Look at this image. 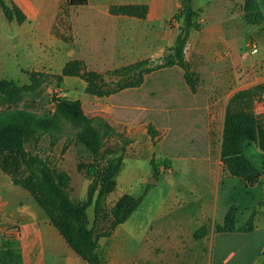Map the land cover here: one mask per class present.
Segmentation results:
<instances>
[{"label":"crops","instance_id":"crops-1","mask_svg":"<svg viewBox=\"0 0 264 264\" xmlns=\"http://www.w3.org/2000/svg\"><path fill=\"white\" fill-rule=\"evenodd\" d=\"M174 1L172 10L165 13L156 3L153 6L147 4L148 15L141 20L109 12L111 6L140 4L137 1L87 0L86 6L76 8L74 12L72 46L66 55L68 61L82 62L87 70L106 74L139 61L168 56L178 35V24L174 23L173 17L179 2ZM198 1L194 0L192 6L198 14L199 29L190 34L184 49L185 60L199 79L195 92L187 85L183 70L172 66L145 74L138 87L102 98L85 94L84 99H74L80 101L86 116L99 117L109 126L120 128L123 137L120 138L121 170L126 160L134 162L145 157L150 162L155 156L171 163L162 174L178 176L174 180L175 186H167L169 199L160 204L153 218L155 227L150 225L143 230L138 226L127 227L130 217L115 228L109 238L116 237L121 231L122 242L135 238L141 243L134 257L126 256L119 245H112L108 264H192L190 256L195 250L201 253L202 264H229L232 259V264L261 262L264 193L261 190L250 201L237 205L228 195L230 192L221 195L224 186H220L223 179L229 177L220 160L225 114H264V71L259 70L255 60L246 59L242 54L244 35L252 32L250 27L253 25L244 21L245 0ZM62 2L65 0L5 2L17 6L25 15V21L21 25L8 22L2 13L5 22L3 27L0 24V39L8 49L0 62L16 55L19 45L26 48L35 44V37L39 39L34 33L36 29L26 27L27 33L23 36L18 33V26L25 22L34 24L39 19L44 20L50 30ZM257 2L264 17V6L260 0ZM153 20L161 22L158 28L151 25ZM166 22H170V26ZM55 41L60 40L47 37L39 52L49 68L60 58L61 64L55 68V74L59 76L68 61L61 59L65 48H57ZM67 78L82 81L62 78L60 88L67 93L74 89V84H67ZM226 82L227 88H222ZM148 126L158 134L154 139L147 132ZM115 142L120 141L117 138ZM129 173L125 172L121 178V174L117 175L115 179L114 191L120 189L119 197L133 192ZM18 187L0 171V264H47L48 254L57 262L62 256L69 255L70 263L79 264L43 211L25 190L29 196ZM245 187L251 192L258 188ZM231 205L237 209V228L254 215L251 232H216V226L223 222ZM203 227L206 235L194 239L195 232Z\"/></svg>","mask_w":264,"mask_h":264},{"label":"trees","instance_id":"trees-1","mask_svg":"<svg viewBox=\"0 0 264 264\" xmlns=\"http://www.w3.org/2000/svg\"><path fill=\"white\" fill-rule=\"evenodd\" d=\"M194 0H178L179 9L173 20L178 24V35L170 49V54L159 59L158 65L153 61L144 60L124 66L120 69L99 74L86 69L82 62L68 61L57 80L59 86L62 78L73 77L85 83L84 94L102 98L127 88L138 87L143 76L161 68L177 66L184 72V79L195 92L199 79L185 60L184 49L192 32L199 29L198 14L193 9ZM67 7L79 8L87 5V0H65ZM0 8L8 22L21 25L25 15L15 5H8L0 0ZM147 4L111 6V15H122L137 19H145L148 15ZM244 21L249 25L263 22V13L256 0H245L243 5ZM29 84L17 86L12 81L0 80V95L16 98L23 92H33L41 84L42 74L30 73ZM105 76L116 78L113 88L105 81ZM264 115L252 112L226 113L223 122L220 145V160L225 172L230 177L240 179L246 186H255L263 176L244 155L245 147L254 144L264 153ZM75 131L79 142L91 153L93 163L82 166L90 183L86 198L81 203L74 202L68 193L70 177L64 171H57L38 155L26 150V145L38 142L42 136L59 135L64 127ZM103 119L88 117L84 114L79 100L60 98L56 100L54 113L40 116L25 111H7L0 113V171L7 175L15 186L25 190L43 211L53 226L64 239L71 251L86 264H104L98 250L100 237H109L115 228L125 223L136 212L142 198L122 195L111 207L109 214L112 220L108 232L96 234L88 228L87 209L93 206L97 215L103 201L116 186V177L121 170L122 155L113 156V152H104V139L113 131ZM151 138L158 134L147 127ZM120 137V136H118ZM103 151V152H102ZM153 177L171 167L165 159L153 156L149 162ZM236 206L231 205L224 216L223 222L215 228L217 233H248L254 228L251 215L240 227L235 226ZM206 235V229L200 228L193 235L198 240ZM260 264H264V252Z\"/></svg>","mask_w":264,"mask_h":264},{"label":"rangeland","instance_id":"rangeland-1","mask_svg":"<svg viewBox=\"0 0 264 264\" xmlns=\"http://www.w3.org/2000/svg\"><path fill=\"white\" fill-rule=\"evenodd\" d=\"M4 1L8 3L9 0ZM129 1H137L140 4H148L149 6H153L154 3H156L158 8L162 7L161 10H163V13L168 10H172L174 5V3L172 2H175L174 0ZM205 1L207 0H199L198 2L205 3ZM260 3L264 6V0H260ZM75 9L76 8L73 7H67L65 5V2L60 3L56 11L54 21L51 24L50 30H47V24L45 23V21L39 19L37 21H34V24H31V22H25L24 25L18 26V33L22 34L23 36L27 33V29H25L26 27H32L33 29H36L34 33L39 36V39L35 37V44H31L26 48L19 45L18 53L16 55L8 57V61L6 62H0V80L12 81L17 86L21 87L29 84L28 75L30 73H39L42 74V77H40L41 84L35 91L23 92L16 98L0 95V113L7 111H25L40 116H50L54 113L57 99L65 97L74 100L85 97L83 90L84 84L82 81L76 79L67 78V84H74V89L69 93L62 91L60 88L61 84L59 86V81L57 80V75L55 74V68L61 64V61H59L60 58H58V60L56 59V62L51 64L49 68L48 64L43 63L41 54L39 52L43 50L44 43L47 42V37L49 38V36H51L52 38H55L62 42L61 43L60 41H55L57 48H65V51L61 54V59L63 61L69 60L66 55L67 50L72 46L71 29ZM0 18V24L2 26L5 20L3 19L1 10ZM263 23L264 22L250 27V30L252 32H246V34L244 35L242 49L243 57H245L246 59L255 60L260 71H264ZM160 24L161 22H159L158 20H153L151 22V25L155 28H158ZM166 25L170 26V22H166ZM2 27L0 28V30H2ZM12 32L14 33L15 30H13ZM253 43H255L258 48V51L255 54H251L249 51L251 50L250 46ZM7 49L8 47H4L0 39V60L5 58V52L7 51ZM25 52L29 55V59H31V61L27 59ZM31 52L33 53V55L31 54L30 56ZM159 59L160 58L152 60L153 65L160 64L161 62L159 61ZM105 81L109 83V87L113 88L112 84L114 83V81H116V78L105 76ZM227 84L228 82H226L225 86H222V88L226 89ZM117 138L120 141L119 143L115 142ZM120 138H123L120 132V128L115 127L113 131L109 132V134L104 139V152L108 150L114 153L113 156L120 155L122 150V141ZM26 150L33 155L36 154L45 159L55 170L66 172L70 177L68 188L70 198L76 203H81L85 200L86 191L90 180L86 176L84 169H82V166L92 164L93 157L91 153L79 142L74 130L66 126L59 135H56L54 137L42 136L38 142L28 143L26 145ZM124 152L127 156L126 150ZM244 155L253 163V165L257 169L263 172V176L255 185L258 186V188L252 192L246 189L244 183L238 178L229 176L223 179V182L220 185L224 186L221 189V195H227L228 192H230L228 195L233 198L234 203L237 205L244 204L246 200L250 201L252 196L254 197L255 193L261 192V190L264 193V153H262L254 144H249L247 147H245ZM125 172H130L129 174H131L130 180L133 187V192L131 195L134 198L143 197L142 202L140 203L136 212L132 214L126 226L131 228H136V226H138L140 230H143L144 228L146 229L150 225L152 227H155V225L153 224V218L157 215L160 209V204L169 199L167 186H175L174 180L176 178L178 179V176L167 173H160L157 177H153L155 180V182H153L151 177V167L145 157H140L134 162L126 160L124 162L123 169L120 173L121 176L119 178L123 177L122 174H124ZM149 175V179L145 180ZM148 181L152 182L149 184ZM120 186H122L121 182ZM18 188L22 192L27 194L20 187ZM119 190L116 189L115 191H112L108 195H106L103 201V206L97 215L94 213L93 206L87 209L86 213L88 219V228L94 229L96 234L108 232L110 230L112 221L109 211L114 203L120 198ZM109 237H100L98 240V253L104 264H108L107 256L113 251L112 245H115L116 247L119 245V248L122 247L121 251H123L126 256H133L136 253L139 244L141 243L138 242V240L135 238H129L125 240L126 242H122L121 231L118 235H116V237ZM67 250H69L70 254H73V258H75L77 262H79V264H86L84 261L78 258L68 246ZM204 250L208 257V250L206 248ZM191 253L192 256L190 257L192 258V264H202V256L200 255L201 253H199L198 250H195ZM233 262L234 259H232L231 263L229 264H232ZM46 263L75 264L70 263L69 255L62 256L60 262H57V259L49 256V254L48 256H46Z\"/></svg>","mask_w":264,"mask_h":264},{"label":"built area","instance_id":"built-area-1","mask_svg":"<svg viewBox=\"0 0 264 264\" xmlns=\"http://www.w3.org/2000/svg\"><path fill=\"white\" fill-rule=\"evenodd\" d=\"M174 23L177 24L175 21H174ZM250 49H251V53H252V54L257 53V51H258V48H257V46H256L255 43H253V44L250 46Z\"/></svg>","mask_w":264,"mask_h":264},{"label":"water","instance_id":"water-1","mask_svg":"<svg viewBox=\"0 0 264 264\" xmlns=\"http://www.w3.org/2000/svg\"><path fill=\"white\" fill-rule=\"evenodd\" d=\"M152 181L155 182L154 178H152ZM152 181H148V183L150 184Z\"/></svg>","mask_w":264,"mask_h":264}]
</instances>
